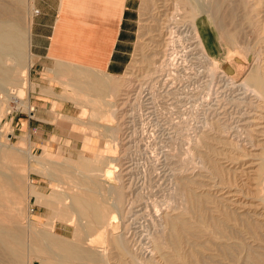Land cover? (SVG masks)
Instances as JSON below:
<instances>
[{
  "label": "rangeland",
  "instance_id": "obj_1",
  "mask_svg": "<svg viewBox=\"0 0 264 264\" xmlns=\"http://www.w3.org/2000/svg\"><path fill=\"white\" fill-rule=\"evenodd\" d=\"M248 1L254 4L256 0ZM161 2L155 4L154 8H148L144 7L143 0H135L129 63L121 76L106 78L112 84L111 89L104 93L103 101L78 95L70 84L65 85L72 92L65 93L63 98L74 101L80 112L75 121L73 118L68 120L80 124L82 134L100 140L97 151L92 148L95 141L90 139L83 141L81 152L79 147L70 143L64 147L54 145L42 151L33 150L29 136L20 135L16 126L18 118L28 116L30 112L13 102L9 103L12 112L3 117L0 123V161L3 162L1 166L6 178L3 188L5 196L0 199L3 213L10 214V205L17 208L21 212L17 219L22 224L47 216L46 209L36 204L35 197L28 200L30 182L40 193L52 191L56 206L63 208L64 199L42 173L46 171L43 160L71 166L81 161L85 174L88 173V163L96 161L95 167L102 174L98 173V180L103 186L105 182L102 177L110 148L114 154L112 186L121 193L118 234L126 233V238L131 237L132 233L135 239L139 237L140 240L145 239L146 234L157 237L161 231L155 233L161 229L167 215L171 218L169 216L185 212L187 204L177 194L179 178L184 183L191 180L195 184L192 189L194 193L207 197L212 195L211 171L214 165L225 172L235 173L241 177V181L245 180L246 172L255 177V171L262 163L261 158L264 159L261 150L264 147V107L260 103L262 101L253 93L250 95V92H246L241 84L252 69L257 68L264 73V33L262 40H258L249 34V30H245L247 37L243 40L246 41L239 40L234 46L223 33L216 30L213 23L201 17L202 12H198L195 18L184 13V18H180L177 24L169 23L175 25L169 27L170 30L172 28L171 37H174L171 38L169 51H164L167 56H163L158 35L161 30L158 29L162 15L167 14L172 3L169 5L166 2L164 5ZM27 4L26 14L30 16V5ZM31 4L30 54L31 30L36 15L32 1ZM257 18L262 20L259 16ZM138 46L140 51L137 53ZM25 87L24 100L33 108L30 97L35 85L30 79V71L29 84ZM109 105L113 107L110 109ZM106 114L109 115L108 120L103 119ZM104 128L111 129L112 135L105 133ZM20 143L23 148H20ZM28 152L42 161L30 162V157L26 156ZM43 153L47 156H43ZM31 168L36 172L30 173ZM250 183L253 186L250 194H254L251 190L255 182ZM241 196L244 204L248 202L246 208L259 204V209L264 201L263 196H260L261 200L252 195ZM115 198L111 201H115ZM98 203L102 205V202ZM61 225L58 222L55 224L58 235L72 240L73 229ZM30 260L31 264H39L29 256L26 264Z\"/></svg>",
  "mask_w": 264,
  "mask_h": 264
},
{
  "label": "bare ground",
  "instance_id": "obj_2",
  "mask_svg": "<svg viewBox=\"0 0 264 264\" xmlns=\"http://www.w3.org/2000/svg\"><path fill=\"white\" fill-rule=\"evenodd\" d=\"M25 1L0 0V123L3 117L12 112L10 102L21 106L28 113L32 108L28 101L24 100L26 94L24 88L29 84V71L33 65L29 52L32 0H27L31 17L26 14L28 10ZM159 1L143 0V4L144 7L154 8ZM161 1L166 5V0ZM247 1L172 0L170 1L172 5L167 2L171 7L168 8V12L166 11L167 14L162 15L163 19L160 20L158 29L161 30L158 35L162 42L163 56H167L165 53L169 51L171 38L174 37H171L172 28L170 30L169 23L177 24L180 18H184V13L195 18L198 12L200 14L202 12L201 17L213 23L216 30L223 33L227 41L234 46L245 38V30H249V34L256 36V39H261L264 33V24L261 25L264 23V2L256 0L254 4H250V1ZM258 16L261 21L258 20ZM240 45L243 48L241 42ZM136 51L137 53L140 51V46ZM261 71L257 68L252 69L241 85L246 92H250V95L251 93L256 95L264 107V73ZM79 77H81L78 80L79 87L72 86L74 92L93 101L95 99L103 101L104 93L111 89V81L102 76H87V80L83 78L85 76ZM86 81L93 84L89 85ZM82 83L86 84L82 86ZM112 107L113 105H109L110 109ZM106 115L103 119L108 120L109 115ZM104 132L112 135L109 128H104ZM21 146L20 148H23ZM24 146L26 148L25 143ZM17 147L16 149H19ZM110 149L107 154L108 161L104 162L106 168L102 177L105 182L102 183L103 186L98 180V173L101 174V171L95 167L96 161L88 163L86 176L81 161L74 162L73 166L61 163L58 165L54 161L37 159L28 152L26 156L30 157V162L39 160L43 162L46 171L42 173L48 178L50 186L56 188L64 199L63 208L56 206L52 191L40 193L31 182L28 183L27 198L30 200L31 197H35L36 204L46 209L47 216L43 215L35 222L25 220L27 224H22L17 219L21 212L10 205V214L7 215L3 213L4 207L0 202V264H26L28 256L39 261V264H264V201L262 209H258L259 204L254 208L252 206L246 208L248 202L244 204L240 199L241 195H252L258 200H261L262 196L264 198V159L261 158L262 163L255 171V177L252 178L246 172L245 180L242 179L244 181L233 172H225L215 165L212 166L213 190L212 195L209 194L207 197L194 193L192 189L195 184L191 180L184 183L179 178L177 194L187 204L185 212L174 217L169 216L171 218L167 215L163 226L161 225V229L155 233L161 231L157 237L146 234V238L140 240L139 237L135 239L133 233L127 238L126 233L118 234L122 208L121 193L112 186L114 154ZM262 149L264 154V147H261ZM43 156H47L46 153H43ZM2 164L0 161V199L5 196L3 188L6 180ZM29 172L36 171L31 168ZM250 181L255 182L254 189L251 190L254 194H250L252 186ZM240 182L242 184H238ZM115 196L117 199L111 201ZM235 197L238 199L232 200ZM98 201L102 202V205ZM57 222L62 224L61 226L66 225L73 229L72 240L58 235L55 229Z\"/></svg>",
  "mask_w": 264,
  "mask_h": 264
},
{
  "label": "crops",
  "instance_id": "obj_3",
  "mask_svg": "<svg viewBox=\"0 0 264 264\" xmlns=\"http://www.w3.org/2000/svg\"><path fill=\"white\" fill-rule=\"evenodd\" d=\"M32 2L36 14L31 30L33 115L18 118L17 130L29 136L36 151L70 143L81 152L86 139L95 141L92 148L97 151L100 140L82 134L81 125L68 120L80 112L74 101L62 95L72 92L65 87L67 83L79 87V76L113 79L124 73L132 44L135 0Z\"/></svg>",
  "mask_w": 264,
  "mask_h": 264
},
{
  "label": "built area",
  "instance_id": "obj_4",
  "mask_svg": "<svg viewBox=\"0 0 264 264\" xmlns=\"http://www.w3.org/2000/svg\"><path fill=\"white\" fill-rule=\"evenodd\" d=\"M30 116L33 115V108L30 109V113H29Z\"/></svg>",
  "mask_w": 264,
  "mask_h": 264
}]
</instances>
